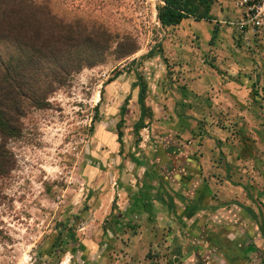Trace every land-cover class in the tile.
Returning <instances> with one entry per match:
<instances>
[{"label": "rangeland", "instance_id": "obj_1", "mask_svg": "<svg viewBox=\"0 0 264 264\" xmlns=\"http://www.w3.org/2000/svg\"><path fill=\"white\" fill-rule=\"evenodd\" d=\"M97 1L103 4L93 13L111 31L132 36L137 50L83 68L49 97L46 109L23 118L20 137L10 144L16 166L0 193V264H264L258 240L246 231L237 235L235 224L214 213L176 222L180 234L159 237L142 235L141 219L125 214L133 186L149 182V168L164 184L172 179L167 163H153L157 144L144 139L149 149L142 136L178 133L179 115L188 117V111L172 105L171 91L184 85L177 61L162 55L164 48L179 51L174 40L163 45L171 34L155 22V0ZM63 2L84 11L88 0ZM194 28L203 38L208 25ZM181 36L193 41L187 32ZM135 74L145 85L138 135L132 130L140 114L137 87H131ZM199 123L197 133L204 132L205 122ZM188 131L185 124L181 132Z\"/></svg>", "mask_w": 264, "mask_h": 264}, {"label": "crops", "instance_id": "obj_2", "mask_svg": "<svg viewBox=\"0 0 264 264\" xmlns=\"http://www.w3.org/2000/svg\"><path fill=\"white\" fill-rule=\"evenodd\" d=\"M228 4L215 0L213 21H198L208 25L203 38L190 19L165 28L171 36L163 45L174 40L179 53L164 48L162 56L177 61L184 85L171 91L172 105L180 113L187 109L188 117L179 115L173 137L142 136V145L149 148L150 143H144L149 137L148 142L157 144L153 163H167L172 179L164 184L149 168V182H136L124 212L140 218L139 230L150 237L179 232L176 222L214 213L235 224L237 235L246 231L255 237L264 250V61L244 51L221 20L234 17ZM178 28L185 29L180 34ZM186 32L192 42L180 38ZM199 121L205 122L201 133ZM185 124L189 131L181 132ZM236 249L241 261L243 250L238 245Z\"/></svg>", "mask_w": 264, "mask_h": 264}, {"label": "trees", "instance_id": "obj_3", "mask_svg": "<svg viewBox=\"0 0 264 264\" xmlns=\"http://www.w3.org/2000/svg\"><path fill=\"white\" fill-rule=\"evenodd\" d=\"M214 2L155 0L154 19L161 29L185 19L211 22ZM102 4L88 0L80 11L72 6L68 10L63 0H0V193L16 166L10 144L20 137L23 118L32 110L46 109L49 97L83 68L101 64L109 56L121 60L136 52L132 36L111 31L93 13ZM136 76L131 87H137L140 114L132 130L138 135L144 128L145 85ZM121 124L119 120L116 127ZM121 135L117 130L119 146Z\"/></svg>", "mask_w": 264, "mask_h": 264}, {"label": "built area", "instance_id": "obj_4", "mask_svg": "<svg viewBox=\"0 0 264 264\" xmlns=\"http://www.w3.org/2000/svg\"><path fill=\"white\" fill-rule=\"evenodd\" d=\"M230 7L234 17L223 23L244 51L264 61V0H230ZM257 90L263 94L262 86Z\"/></svg>", "mask_w": 264, "mask_h": 264}]
</instances>
